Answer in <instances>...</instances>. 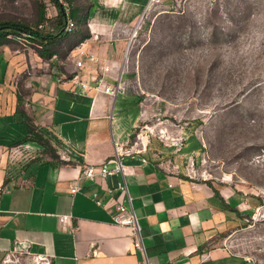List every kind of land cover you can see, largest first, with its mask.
I'll list each match as a JSON object with an SVG mask.
<instances>
[{
    "label": "crops",
    "instance_id": "0c3cea01",
    "mask_svg": "<svg viewBox=\"0 0 264 264\" xmlns=\"http://www.w3.org/2000/svg\"><path fill=\"white\" fill-rule=\"evenodd\" d=\"M147 1L69 0L65 10L78 6L85 18L70 33L64 22L47 52L16 38L0 44V262L10 249L28 248L49 254L52 264H136L130 229L111 219L118 191L106 192L125 180L151 264H248L221 236L252 209L251 198L186 174L184 143L121 157L124 174H81L87 164L113 168L114 142L130 141L143 119L122 76L126 27ZM78 50L86 53L80 72L88 85L99 75L91 55L112 67L104 82L120 78L124 91L111 96L65 80ZM166 158L173 168L159 164ZM61 214H71L70 222L62 225Z\"/></svg>",
    "mask_w": 264,
    "mask_h": 264
},
{
    "label": "rangeland",
    "instance_id": "374dc122",
    "mask_svg": "<svg viewBox=\"0 0 264 264\" xmlns=\"http://www.w3.org/2000/svg\"><path fill=\"white\" fill-rule=\"evenodd\" d=\"M40 2L49 17V0H0V20L33 24ZM139 13L126 27L122 78L151 130L142 140L163 150L182 137L185 173L251 198L221 237L264 264V0H148Z\"/></svg>",
    "mask_w": 264,
    "mask_h": 264
},
{
    "label": "built area",
    "instance_id": "2783aa9c",
    "mask_svg": "<svg viewBox=\"0 0 264 264\" xmlns=\"http://www.w3.org/2000/svg\"><path fill=\"white\" fill-rule=\"evenodd\" d=\"M59 2L62 4V6H66L67 3H69V0H59ZM48 9H50V17H52L55 14V9L53 6H49ZM74 27V23L71 20H68L66 22L64 30L67 33L72 32ZM23 39V38H22ZM23 44L29 43L27 40L23 39ZM77 54L79 55V58L75 60V67L76 69L70 74V76L64 78L65 80L79 85L82 89L85 88H93L95 90L103 91L106 94H109L111 96L115 95L117 92L121 91L123 92L125 89L124 84L120 80V78L116 79L115 85H107L104 82L103 75L105 73H108L111 71V66L106 64L105 62H99L97 58H93L91 55L87 58L90 60H94L96 63H98V71L99 75L92 78L91 85H88L86 80L82 79V74L80 72L81 68L83 67V56H86V53L83 50H78ZM60 80V79H59ZM149 132L151 134V130L146 125L143 126H135L133 131V138L126 142V143H120V142H114V148H113V161L115 162V166L113 168H106V167H100L99 169H96L93 165L87 164L83 166L82 168V176L88 179H95L96 177H107L109 175H112L115 172H121L124 174L123 165L121 163V157L123 156H133L135 154H141L146 151L149 140L147 139L145 142L142 140L143 133ZM162 131L159 133V137H162ZM172 140L178 141L180 143V146L183 143V138H173ZM180 146L177 147V150L180 149ZM156 157L158 156V153L154 154ZM143 162H145L146 159H142ZM159 164H168L173 168V164L169 162L168 160H161ZM193 164L190 163V166ZM187 174V173H186ZM189 175V174H188ZM190 176V175H189ZM204 179V178H203ZM77 185H71L69 187V191L71 193H75L78 191ZM118 191V201L114 205V212L111 215L112 222L118 225L127 226L130 229L131 232V240H132V246L135 250L139 251L140 258L137 260L136 264H151L150 259L147 255L142 235L140 232V226L138 223V219L135 215V212L131 205V197L129 195L127 185L125 180L123 182L117 183L116 187H108L106 188V192L109 195H112L115 191ZM93 198L95 200V203L97 205L101 204L100 199L97 197L96 194H93ZM121 199L127 198L129 204L128 206H125ZM72 215L71 214H61L58 215V220L62 225L67 224L70 222ZM51 256L46 253H35L31 252L28 248L24 249H10L8 250L3 259L1 260L0 264H52L51 262Z\"/></svg>",
    "mask_w": 264,
    "mask_h": 264
},
{
    "label": "trees",
    "instance_id": "16d2710c",
    "mask_svg": "<svg viewBox=\"0 0 264 264\" xmlns=\"http://www.w3.org/2000/svg\"><path fill=\"white\" fill-rule=\"evenodd\" d=\"M54 4L57 14L55 18L46 16L45 9L46 5L43 2L39 3L38 6V20L33 24L24 23L17 20L4 19L0 20V44L6 43L9 39L17 36L27 40L29 44L33 45L39 52L40 55L48 51L49 45L57 41V33L63 26L64 22L69 19L73 21L74 27L76 21H82L85 18V14H79V8L68 7V12L64 6H60L59 0H49ZM72 30V32H73ZM45 43V44H44Z\"/></svg>",
    "mask_w": 264,
    "mask_h": 264
}]
</instances>
